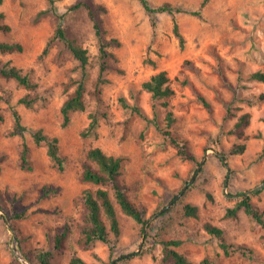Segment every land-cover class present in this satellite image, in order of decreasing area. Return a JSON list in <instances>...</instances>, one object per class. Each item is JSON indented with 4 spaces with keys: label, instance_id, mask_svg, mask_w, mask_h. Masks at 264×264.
<instances>
[{
    "label": "rangeland",
    "instance_id": "374dc122",
    "mask_svg": "<svg viewBox=\"0 0 264 264\" xmlns=\"http://www.w3.org/2000/svg\"><path fill=\"white\" fill-rule=\"evenodd\" d=\"M76 1L56 0V5L65 12ZM88 1L102 19L106 37L119 41L109 47L115 57L109 62L118 69L106 72L107 82L97 94L99 47L93 22L85 9L66 12L65 26L88 50L90 60L86 109L73 112L63 126L61 107L74 89L67 84L81 78V64L60 39L53 40L43 55L57 27L56 17L47 12V0H0V12L11 26L8 32L0 30V39L24 46L22 52L0 53V61L20 67L38 85L28 90L13 79L0 78V155H5L0 173V264H32L24 253L48 248L54 228L66 221L71 222L72 233L53 264H71L73 256L86 264H163L158 243L162 238L182 239L178 249L198 264L205 258L211 264H264V227L244 210L237 217L226 216L227 208L239 200L238 193L255 188L261 192L252 199L264 210V82L251 78L253 72L264 71V0H207L202 17L176 14L183 45L169 13L158 14L153 27L140 0ZM149 1L155 6L170 2L198 9L204 0ZM163 70L175 89L169 99L175 116L171 129L203 162L199 173L152 122L121 102L125 98L138 103L163 124L168 109L142 88L144 81ZM29 93L36 97L33 107L18 102ZM4 99L10 100L28 128L30 170L21 168L23 138L9 134L15 118ZM245 112L251 121L245 137L239 138L230 129ZM91 113L100 117L98 136L82 135ZM38 129L59 138L64 169L50 158L45 142L35 143L32 131ZM243 143V153H229L233 145ZM92 146L124 157L122 179L149 218L142 232L141 224L119 210L122 232L113 259L105 243L87 250L77 244L85 212L82 192L94 187L81 179ZM185 203L198 205L199 215L185 216ZM206 222L221 227L229 243L244 245L252 253L225 254L219 239L204 228Z\"/></svg>",
    "mask_w": 264,
    "mask_h": 264
},
{
    "label": "trees",
    "instance_id": "16d2710c",
    "mask_svg": "<svg viewBox=\"0 0 264 264\" xmlns=\"http://www.w3.org/2000/svg\"><path fill=\"white\" fill-rule=\"evenodd\" d=\"M47 1L49 3L47 12H51L56 17L57 27L53 36L47 42L43 50V55L48 53L53 40L60 39L68 46L73 55L78 59L82 68L81 78L76 80L72 79L71 82L67 84L68 87L73 84L74 89L68 95L61 107L63 126H66L70 122L71 114L73 112L83 111L86 109V80L90 60L88 50L69 33L68 28L65 26L66 12L85 9L93 22V28L95 30L99 47V75L96 80L97 94L100 93L102 84L107 82L105 77L106 72L109 69H118V67H115L109 62L110 58H115L114 54L109 51V47L113 44H119V41L117 39H108L106 37V29L103 26V21L96 13L93 4L90 1L77 0L76 2L70 4L65 12H62L59 9L56 5V0ZM140 1L145 10L151 16L153 27H156L157 16L160 13H169L174 17V32L180 38L182 45L184 44V38L179 30V25L175 18L176 14L189 13L202 17V10L207 3V0H204L198 9H187L182 6L174 5L170 2H164L155 6L152 5L149 0ZM4 18V13L0 12V30L8 32L11 30V26L5 22ZM23 50L24 46L21 42H9L0 39V53L22 52ZM0 78L8 80L13 79L17 81L19 85L28 90H36L38 86L29 74L24 73L20 67L10 64L9 62L2 63V61H0ZM251 78L264 82V71L253 72L251 74ZM142 88L151 94L152 100L155 103L161 102V104L168 109L163 124H160L156 117L151 118L136 102L131 103L125 98H121L123 106L130 108L147 122H152L159 129V131L172 142L177 149V153L182 158L196 165L194 169L195 172H201L203 162L191 149L188 141L181 136L175 135L171 129L173 123L175 122V116L169 107V99L175 94V89L172 86V80L168 73L163 70L152 75L148 80L142 83ZM0 98L3 99L1 95ZM4 100L10 106L15 118L14 127L9 134L19 135L23 138L21 149V168L30 170V147L25 140V133L28 128L23 124L21 114L14 107V105L11 104L10 100ZM202 101L207 107L210 106L203 97ZM18 102L26 105L27 107H33L36 102V97L29 93L21 97ZM90 118L91 121L88 127L82 131V135L98 136L100 117L97 113H91ZM0 120H3V114L1 112ZM250 121L251 114L249 112L242 113L232 129H230V133L239 138L245 137V129L250 124ZM32 136L36 144H41L42 142L47 144L48 155L50 158L55 164H57L60 170L64 169L65 158L60 152L59 138L57 136L45 134L43 129L32 131ZM245 149V143L235 144L231 147L229 153L240 154L243 153ZM4 161L5 155H0V173L1 164ZM221 161L227 165L223 156H221ZM123 165L124 157L108 154L101 147L92 146L87 151L86 159L82 166L81 179L84 182L91 183L94 187H88L82 192L81 199L85 206V212L80 225L77 244L82 249L87 250L95 246L97 242L105 243L109 245L111 259H113L114 246L119 241L122 232L119 210L123 214L141 224L142 232L146 230V226L149 222L146 207L135 203L128 193L127 186L122 179ZM49 190L55 191L57 188L54 189L50 187ZM45 192L49 193L46 190ZM260 192L261 188H255L246 192L238 193L239 200L234 206L227 208L226 216L237 217L239 212L244 210L255 223L264 227V210L256 205L252 199V195H258ZM183 208L184 215L187 217H197L199 215L200 208L198 205L185 203ZM20 216H22V214L17 215V217ZM204 228L209 234L219 239L220 247L223 249L225 254H230L231 250L234 252L240 251L243 254L252 253V250L245 248L244 245L229 243L225 236V232L221 227L213 225L210 222H206ZM71 233L72 224L70 221H66L62 225L54 228L53 235L48 238V241L50 242V246L48 248H36L25 252L24 256L32 264H53L55 255L63 252L66 248L67 239ZM17 240H19V238ZM183 242L184 241L180 238L160 239L158 243L162 245V254L160 257L161 262L163 264H198L178 249ZM70 262L71 264H86L82 258L77 256H73ZM201 264H211V262L205 258Z\"/></svg>",
    "mask_w": 264,
    "mask_h": 264
},
{
    "label": "water",
    "instance_id": "95a60500",
    "mask_svg": "<svg viewBox=\"0 0 264 264\" xmlns=\"http://www.w3.org/2000/svg\"><path fill=\"white\" fill-rule=\"evenodd\" d=\"M223 159H225L224 157H223ZM229 169H228V173H229ZM226 184H227V182H226ZM186 188V187H185ZM185 188L182 190V192L181 193H183L184 192V190H185ZM180 195H178L176 198H178ZM17 243V239H15V244ZM14 249H15V251L17 252V254L20 256V258L22 259L23 258V260H25L26 261V259L24 258V256L19 252V249H18V247H17V245H14Z\"/></svg>",
    "mask_w": 264,
    "mask_h": 264
}]
</instances>
